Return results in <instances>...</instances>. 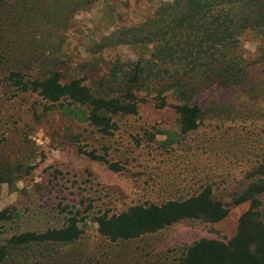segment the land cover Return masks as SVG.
<instances>
[{"label": "rangeland", "instance_id": "374dc122", "mask_svg": "<svg viewBox=\"0 0 264 264\" xmlns=\"http://www.w3.org/2000/svg\"><path fill=\"white\" fill-rule=\"evenodd\" d=\"M3 1L11 36L5 41L10 55L0 54V247L13 236L67 227L71 219L82 235L67 245L11 249L0 264H180L194 242L232 238L249 207L232 201L264 166V69L250 75L253 90L213 88L194 96L191 105L201 112L194 132H181L171 94L152 91L138 93L137 114L114 117L103 135L87 123L85 108L21 93L6 78L33 62L34 77L58 72L66 82L80 80L104 93L114 84L115 67L127 70L128 62L147 57L116 39L121 29L150 17L158 0H61L60 13H51L53 1L45 8L41 0ZM33 8L37 23L18 18ZM43 16L60 22L46 28ZM106 37L114 45L104 48ZM242 43L254 56L259 41L247 36ZM207 188L228 210L218 223L185 221L117 242L97 232L99 215L187 199Z\"/></svg>", "mask_w": 264, "mask_h": 264}, {"label": "trees", "instance_id": "16d2710c", "mask_svg": "<svg viewBox=\"0 0 264 264\" xmlns=\"http://www.w3.org/2000/svg\"><path fill=\"white\" fill-rule=\"evenodd\" d=\"M41 1V8L53 1L51 13H60L61 6L66 4L61 0ZM8 7L9 4L0 0V54L3 56L10 55L5 42L11 36L5 27L11 16ZM33 9L18 18L37 23L31 18L37 11ZM40 21L46 28L47 24L57 26L60 22L45 20L44 16ZM118 34L117 45L142 49L147 57L128 62L127 70L115 67L114 84L105 87L104 93L92 92L80 80L66 82L58 72L45 71L41 77H34L33 62L20 72H10L6 79L21 93H35L51 104L65 101L68 106L85 108L87 123L103 135L109 133L114 117L137 114L138 93L146 96L152 91L158 95L168 93L178 102L175 109L180 130L188 134L197 129L201 116L199 107L191 105L194 96L213 88L253 90L250 75L264 69V0H158L150 17L121 29ZM247 36L259 41L251 58L242 43ZM108 42L106 37L104 48L114 45ZM85 156L97 159L90 152ZM112 171L118 170L112 167ZM248 179V185L232 201L235 206L249 204L238 219L234 236L227 242H194L180 258V264H264V220L260 211L264 166L255 168ZM3 181L0 178V184ZM227 214L226 207L214 200L207 188L187 199L161 205H136L111 216L102 214L94 223L100 236L117 242L154 234L185 221L215 224ZM81 235L76 221L71 219L67 227L59 230L13 236L7 246L0 247V263L11 249L44 243L67 245L78 241Z\"/></svg>", "mask_w": 264, "mask_h": 264}]
</instances>
